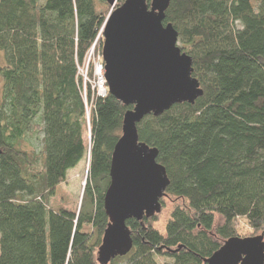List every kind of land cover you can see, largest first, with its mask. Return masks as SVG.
<instances>
[{"label": "trees", "instance_id": "trees-1", "mask_svg": "<svg viewBox=\"0 0 264 264\" xmlns=\"http://www.w3.org/2000/svg\"><path fill=\"white\" fill-rule=\"evenodd\" d=\"M111 8L0 0V264H100L112 155L133 106L98 95L80 69ZM164 23L204 94L138 124L178 204L165 232L158 215L128 220L134 247L109 264H207L226 240L264 234V0H171ZM88 152L80 209H52Z\"/></svg>", "mask_w": 264, "mask_h": 264}, {"label": "water", "instance_id": "water-1", "mask_svg": "<svg viewBox=\"0 0 264 264\" xmlns=\"http://www.w3.org/2000/svg\"><path fill=\"white\" fill-rule=\"evenodd\" d=\"M113 6L102 27V54L109 92L127 106L122 135L112 155L110 185L105 194L109 224L98 250V262L109 264L134 247L130 219L159 214L170 184L159 151L139 138L138 124L177 103L194 104L203 96L193 76V58L179 46V33L165 24L171 0H108ZM1 152V151H0ZM207 264H264V234L232 237Z\"/></svg>", "mask_w": 264, "mask_h": 264}, {"label": "rangeland", "instance_id": "rangeland-1", "mask_svg": "<svg viewBox=\"0 0 264 264\" xmlns=\"http://www.w3.org/2000/svg\"><path fill=\"white\" fill-rule=\"evenodd\" d=\"M259 0H253L254 5L258 3ZM118 3V2H117ZM124 3V2H123ZM122 3V4H123ZM121 5V4H120ZM119 6L116 4V7ZM113 6L111 8V11L109 14L112 12ZM108 14V16H109ZM107 16V18H108ZM106 18V19H107ZM103 40V37H102ZM103 45H100V42H97L96 45L94 46V53H92L91 59V70L93 71V74L91 76V70L89 68L88 70V80L87 83H90L92 85L93 90L98 94V92L94 89V82H95V75L97 78V74L95 72L94 74V68L99 66V59H98V53L99 50L102 48ZM181 47V44H179ZM2 54V53H1ZM0 54V65H3L4 60H3V54ZM83 68V67H82ZM87 66H85L83 72L86 74V69ZM81 72V73H83ZM2 78L0 76V96H1V89H2ZM90 108V106H89ZM90 112V109H89ZM89 118V115H88ZM89 128V127H88ZM87 136L90 138V131L88 129L87 131ZM32 148V147H31ZM31 148L28 146V144H25V149L28 151H32ZM88 175H89V152L85 156V158L78 164L77 167L74 169H71L68 172V177L67 181L60 184L57 189L55 195L50 197L48 205L54 209V210H59V209H68V210H79L82 199H83V194H84V189L86 187L87 181H88ZM164 202V205H163ZM162 203V210L158 215V220L155 222V226L161 230L162 232H165V227L169 219L171 218V213L173 211V208L178 204V200H176L172 196L168 197H163L161 199ZM222 222V218L220 216H217L216 220V226Z\"/></svg>", "mask_w": 264, "mask_h": 264}, {"label": "built area", "instance_id": "built-area-1", "mask_svg": "<svg viewBox=\"0 0 264 264\" xmlns=\"http://www.w3.org/2000/svg\"><path fill=\"white\" fill-rule=\"evenodd\" d=\"M94 53V47L91 49L88 57H87V61H86V64L85 66H87V70H86V74H84L83 70L85 68V66L83 68L80 69V72H83L82 75L84 76L85 80L87 81L88 80V70L91 66V54ZM98 59H99V66L98 67H95L94 68V74L96 72L97 74V78H96V75H95V84H94V89L98 92V95H101V96H106L107 93L109 92V87H108V83H107V80H106V77H105V73H106V69H105V61H104V58H103V54L102 53H98ZM91 70V68H90ZM89 70V71H90ZM93 70V69H92Z\"/></svg>", "mask_w": 264, "mask_h": 264}]
</instances>
